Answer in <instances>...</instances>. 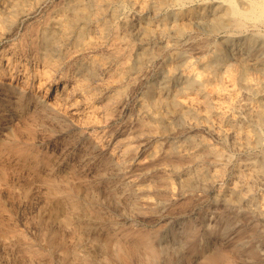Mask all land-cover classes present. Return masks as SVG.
I'll return each instance as SVG.
<instances>
[{
	"label": "rangeland",
	"instance_id": "1",
	"mask_svg": "<svg viewBox=\"0 0 264 264\" xmlns=\"http://www.w3.org/2000/svg\"><path fill=\"white\" fill-rule=\"evenodd\" d=\"M2 1L3 0L0 1V12H3ZM70 1L73 0H26V6H30L32 8L29 10L30 13L28 12V14L23 15L22 18L17 21V23L15 22L17 24V27L14 31H17L18 33L23 31V27L26 24L33 21L37 22L40 18V20L45 19L50 13H54V10L64 7L66 2ZM82 1L84 5H89V0ZM132 1L134 0L121 1L120 14L118 15L119 18L117 17L118 19H115V23H120V21H122L124 18H128L129 22L132 25L135 24V31L138 28H142L148 21H153L151 23L154 25V27H156L155 29L157 31L163 25H166L168 29V36H166L165 38H160L159 35L157 36V34H155L147 39L149 41L148 42L147 40H142L140 36L137 35V33H134L132 37H129L130 39L122 41L121 47H123L124 45L126 50H130V55L127 59L129 63L126 62L125 64H129L132 67L130 66L127 71L124 70L122 64H120L121 62L117 54L107 46V44L111 46V36H108L109 39H107V36L101 37L100 34H94L93 32H91V30L84 31V29H81L83 28V25L81 24V28L79 27L78 31L73 34L72 42L69 44V49L71 50L72 54L69 57H62L61 67L54 66L52 68V74L55 76H60L62 80L64 79L66 81L65 83H67V89H70L69 87L72 84V80L75 79L76 74H79V67L85 66L86 63L90 60L97 68L92 78V84L95 87L96 97L94 103L89 102V104H94L96 107L89 106L85 103L81 104L77 101V96H75L70 100V102H74L70 105L72 107L71 109L67 108L69 112L65 110V105H60L58 107L59 110L53 109L52 106L50 107L49 105L42 104L43 101H48V99L50 98L48 96V92H45L46 90H44L45 87H43L44 89L41 92L43 97H39L40 90H37V88L34 92L32 90L30 91V88H26V95L19 94L17 91L10 93L11 103L8 101L7 105L11 110H8L6 112H9L10 114L8 116H3V113H0V218H5L4 220L0 219V264H124L123 262H125V264H201L204 261L205 255L212 251H221L224 254L228 255L230 259L228 264H264V220H262V218H260L257 213L252 212L251 209L252 207H254L252 204H234L225 198V194L233 186H237V183L239 185L241 184V181H239L240 176L241 178H243L242 180L245 181L246 178L249 177L248 174H250L251 170L248 163L256 164L260 161L259 159H262L264 155V124L263 126L258 125L257 123H255L254 119L251 116L249 117V114L239 113L240 119H242H239L237 121L238 123L236 122V125L237 129L240 131V135H242L240 136L238 142L234 143L233 139L230 136L224 135L220 137L218 133L211 132L204 126L205 121L203 119V111H198L196 114H194L191 122L182 113V108L184 107L182 103L183 100H185L186 98H195L202 101V98L205 97V92L200 85L194 84L192 85V87L186 85V76H184L185 70L191 67H196V69L199 70L201 69L204 77H206L207 79H212V81L210 82H212L213 84V82L216 83V80L214 79L216 71L224 70L226 65H229L231 67V71L233 70L232 73L235 77V80L237 81V84L235 81V87H233L232 91L241 93L246 90V88L245 90L243 89L245 86L240 84L241 82L239 81L240 76L244 74L246 78H248L249 80L251 79V81L253 80L252 82L254 83L251 87L252 90L247 89L249 91L248 96L250 100L255 105H257V107L261 106L259 108L264 109L262 107L264 106V22L259 21V19L256 18L247 19L245 22L246 25L242 28H239V31L236 27L231 26L233 28L231 29L230 22H228V20H226L225 23H221L222 25L220 24L218 26H214L217 11L222 7L228 5L230 1H233L238 7L243 8L245 7V5L247 6L251 0H165L157 12H154V10L151 8V0H135L134 3ZM141 1L143 2L140 3ZM57 2L59 3V5ZM124 4L125 6H123ZM55 7L56 9H54ZM42 10H44V12H42ZM0 20L1 51L3 50V45L7 43L5 41H8L7 38L2 39L3 31L9 30L8 26H11V21L6 20L3 22V14ZM163 21H165V24L162 23ZM171 21L172 23H170ZM173 21H175V23ZM134 22H138L139 26L137 23V27L136 23ZM240 29L242 31H240ZM258 34L262 35L260 36ZM94 35L95 37H93ZM99 35L101 38L99 37ZM248 35H254L253 37L257 38L254 40L251 47L247 41L249 37ZM136 36L138 39L136 38ZM186 37L187 39H185ZM92 39L95 41H93ZM102 39L106 42H104ZM192 41L194 42L192 43ZM198 42H200V44H198ZM209 42L212 45H210ZM153 44H156L157 47H155V45ZM92 45L94 46L93 49ZM141 45H145V48L147 47L146 50L148 49L147 51L150 53V56L147 57L141 52ZM78 46L82 48L80 49L78 48ZM152 47L154 48V50ZM197 47H199L200 49H198ZM193 48L196 50H194ZM202 48L204 49V52L202 51ZM88 51L90 53H88ZM188 51H190L191 53ZM180 53L182 56H180ZM32 55L33 54L23 55L31 58V65L35 64L33 62L35 61V55H33L34 57H32ZM86 55L87 57H85ZM96 55L98 58H96ZM216 55H220V61L217 60ZM202 57H205V59H202ZM217 61L219 64L217 63ZM166 64L169 66H167ZM187 65L188 67H186ZM116 66H119L120 68H116ZM119 69L121 70L119 71ZM118 71L121 73H119ZM259 71H262L261 74ZM136 72H138V74ZM118 73L119 75H117ZM99 74L102 75L99 76ZM135 77L137 78L135 79ZM22 78L25 82L27 81L26 85L30 87L32 84V80L36 78V76L34 77L32 72H29L25 73V75H22ZM66 78H68L69 80ZM107 78H109L112 83ZM115 78L117 80H114ZM140 78H142L143 80ZM104 81L107 83H105ZM149 81L153 84H150ZM195 85H197V88L195 87ZM254 88H257L260 91ZM197 89H202V91ZM237 89L238 91H236ZM261 89L263 92L261 91ZM118 90H120L119 93ZM4 92H6V89H3L2 85V87L0 86V97L6 99V95ZM181 92L185 94L183 95V93ZM129 94L132 95L130 96ZM180 95H182L183 97ZM19 97L22 98V100H20V104L17 103V99ZM100 102L102 103L100 104ZM138 106H140L142 109ZM72 111H76L73 116L70 114ZM95 112H97L96 114L98 117L94 115ZM83 118L86 121L83 120ZM94 118H97V120ZM98 121H102V123ZM83 122L85 125L89 126L90 129L95 131L96 134L93 137H91L89 134H87L86 131L83 130ZM92 122H94L95 124H92ZM116 123L118 124V126L116 125ZM131 129L133 130L130 131ZM261 129L262 131H260ZM176 131H178V133ZM246 131L250 133H247ZM188 134L189 137L187 138ZM248 134H250L251 137L248 136ZM253 135L255 136V139ZM208 137L210 139H207ZM174 138L175 140H172ZM250 138H252V140ZM191 139H195L196 143L198 144L197 148L195 146V150L200 153V158L198 157L196 159L193 156V149L189 146V140ZM145 140L147 142H145ZM125 142L127 143V145ZM143 142L145 144H143ZM257 142H259L260 144ZM208 143L209 145L216 148L220 146L218 149L222 151L223 157L222 159H218L219 162L217 161V159L215 160L213 155H210V153L204 150V146ZM255 144L258 147H256ZM159 146L161 148H159ZM228 147H230L231 149ZM151 149L153 150L151 151ZM182 149L184 150L182 151ZM22 150L25 152L24 154L21 153ZM185 150L187 152H184ZM261 150L263 151V153H261ZM127 153L129 154L127 155ZM157 153L159 154V156L157 155ZM188 153L190 154L188 155ZM248 153L250 154L248 155ZM118 157L120 161L124 157L125 160H122L120 162L118 160ZM252 157L253 160H251ZM185 158L186 160H184ZM153 160H155V162ZM255 160L258 161L256 162ZM197 166L206 170L208 178L210 179L209 182L206 183L196 174H192L194 168H196ZM120 167H123L124 169H120ZM11 168L14 170H12ZM7 170H9V172ZM10 170H12L13 172H10ZM140 171L141 173H139ZM218 172H220L221 174ZM241 173L243 174L241 175ZM67 174H69L70 176ZM89 174L91 178L88 177ZM187 175H191L192 177L191 182L194 186H192L191 188L187 187L185 184ZM219 175L221 177H219ZM49 177L53 179H50ZM213 178L216 180H214ZM236 179L239 180L237 181ZM234 182H236V184ZM254 182H256V180H254ZM255 185H257V187ZM253 186H255V196L257 198L258 196L260 197L261 194H264V183L257 181L256 183H253ZM53 188H60L63 191L70 193L79 201L80 206L77 208L72 207L68 202H65L63 199H61V196H59L60 194L53 193ZM85 188L86 190H84ZM77 189L79 190V192ZM184 190H186L187 192H185ZM2 191L6 193L4 194ZM205 191L206 194L204 193ZM209 193L212 194L209 195ZM107 195L108 197H104ZM111 197L113 198V201ZM120 199H122L121 202ZM224 199L226 200V202H224ZM61 200L63 203L60 202ZM108 200L110 202H108ZM210 200L212 201V203ZM158 201H160V204ZM169 201L174 202L170 203ZM134 202H138V204L136 205ZM148 203L150 204L148 205ZM228 204L230 206H228ZM123 205L124 207H122ZM6 206H8L9 208H7ZM235 206L237 208H235ZM115 207L117 209H115ZM135 207L137 209L140 208L139 210H142L143 212L137 210ZM58 209L61 213L58 212ZM237 213L240 214L238 215ZM188 215H190V217ZM190 224H192L195 229V235L191 236L192 238H189L188 235V225ZM144 234L151 237L153 242L155 243V246L158 245L156 247L161 250L162 258L160 262L154 263L148 262L146 260L144 261V251H141L142 257H140L138 256V254L132 253L130 252L131 250H129V254L125 258L126 261L118 257V252H122L126 249H131V244H133L135 239ZM198 241H200V245ZM106 243H108L107 246ZM166 245L170 246L168 247ZM4 246L6 248H4ZM169 251H171V254ZM172 252L174 255L177 254V257H175ZM184 252L186 254L182 255L184 254ZM30 253L31 255H29ZM193 257H195L196 260ZM32 260H35L34 263Z\"/></svg>",
	"mask_w": 264,
	"mask_h": 264
},
{
	"label": "bare ground",
	"instance_id": "2",
	"mask_svg": "<svg viewBox=\"0 0 264 264\" xmlns=\"http://www.w3.org/2000/svg\"><path fill=\"white\" fill-rule=\"evenodd\" d=\"M1 1V0H0ZM25 1L26 0H3L2 3H3V12H0V19H1V16L3 14V22L6 21V20H10L11 23L10 25L11 26H8L9 30L7 31H3V38L2 39H5L7 38L8 41H5L7 42L6 44L3 45V50L0 51V86L2 87L3 85V89H6V92L5 95H6V99L5 98H2L0 97V113L2 112L3 113V116H8L10 113H6L8 110H11L10 108H8V101L10 102V93L11 92H18L19 94H23V95H26V88H30V91L32 90L33 92L36 90H40V93H39V97H43L41 92L42 90L44 89L43 87H45L44 90H46L45 92H48V96L50 97L48 99V101H43L42 104L44 105H49L50 107L52 106L53 109H58V107L60 105H65V110L68 109H71L72 107L70 106L71 104H73L74 101H71V99H73L75 96H77V101L80 102L81 104H87L89 106H92V107H96L94 104H89V102H93L95 101V97H96V91H95V87L94 85L92 84V78L95 74V70H96V66L89 60L85 66H80V71H79V74H76L75 76V79L72 80V84L70 85V89H67V83H65L66 81L62 80L60 76H55L52 74V68L54 66H59L61 67V59L62 57H69L72 53H71V50L69 49V44L72 42V37H73V34L78 31L79 27L82 26L83 28L81 29H84V31H89L91 30V32H93L94 34H100L101 37H104V36H107V39L108 36H111V40L110 43H111V46H109V44H107L108 47L111 48V50H113L114 53L117 54L119 60H120V64H122L123 66V69L124 70H128L130 68L131 65L129 64H125L126 62L129 63L127 61V59L129 58V55H130V50H126L124 45L123 47H121V43L122 41L124 40H128L130 39L129 37H132L134 35V33L137 35L140 36V38L142 40H147L149 37H151L152 35H155L157 34V36L159 35L160 38H165L166 36H168V29L166 27V25L160 27V29L157 31L154 27V25L151 23L153 21H148L145 23V25L142 27V28H138L136 29L135 31V27L134 25H132L130 22H129V19L128 18H124L122 21H120V23H115V19L118 17V15L120 14V3L122 0H89V5H84L83 4V1L82 0H76V1H70V2H66L65 6L60 8V9H56V7L52 10H54V13H50L45 19L43 20H38L37 22L33 21V22H30L28 24H26L24 27H23V31L21 32H17V31H14L15 28L17 27V21L19 19L22 18L23 15H26L28 14L29 10L32 8V7H27L26 4H25ZM29 1V0H28ZM66 1V0H64ZM135 1V0H134ZM134 1H132L134 3ZM145 1V0H144ZM165 0H151L150 1V6L151 8L154 10V12H157L160 7L162 6V4L164 3ZM192 1V0H191ZM202 1V0H201ZM38 2V1H37ZM126 2V1H124ZM123 2V3H124ZM143 1H141L140 3H142ZM182 2V1H181ZM32 3V1H31ZM53 3V2H52ZM58 3V2H57ZM137 3V2H136ZM189 3V2H188ZM45 4V3H44ZM54 4V3H53ZM173 4V3H172ZM175 4V3H174ZM190 4V3H189ZM47 5V3H46ZM59 5V3H58ZM128 5V4H127ZM141 5V4H140ZM139 5V6H140ZM38 6V4H37ZM63 6V5H62ZM125 6V4L123 5ZM122 6V7H123ZM165 6V5H164ZM180 6V5H178ZM182 6V5H181ZM214 6V5H213ZM220 6V5H218ZM222 6V5H221ZM34 7V6H33ZM46 7V6H45ZM44 7V9H45ZM52 7V5H51ZM50 7V8H51ZM88 7V8H86ZM129 7V6H128ZM169 7V6H168ZM172 7V6H171ZM2 8V7H1ZM124 8V7H123ZM140 8V7H139ZM170 8V7H169ZM37 9V8H36ZM43 9V8H42ZM130 9V8H129ZM145 9V7H144ZM165 9V8H164ZM51 10V9H49ZM125 10V9H124ZM152 11V10H150ZM42 12H44V10H42ZM144 12V11H143ZM172 12V11H171ZM175 12V11H174ZM30 13V12H29ZM131 13V12H130ZM159 13V12H158ZM32 14H33V11H32ZM47 14V13H46ZM155 14V13H153ZM43 15V14H42ZM133 15V14H131ZM167 15V14H166ZM176 15V14H175ZM136 16V15H135ZM139 16V15H138ZM153 16V15H152ZM32 17V16H31ZM128 17V16H126ZM151 17V16H150ZM155 17V16H154ZM35 18V17H34ZM119 18V17H118ZM117 18V19H118ZM130 18V17H129ZM136 18V17H135ZM134 18V19H135ZM251 18H256V19H259V21H263L264 22V0H251L248 5L245 7H238L233 1H230L228 5L222 7L221 9H219L217 11V15H216V21L215 22V25L214 26H218L220 25L221 23H225L226 20H228V22H230V28L233 29L232 27H236L239 31V28H242L243 26H245V22L247 19H251ZM185 19V18H184ZM188 19V17H187ZM197 19V18H196ZM164 20V19H163ZM169 20V19H168ZM171 20V19H170ZM174 20V19H173ZM1 21V20H0ZM136 21V20H135ZM138 21V20H137ZM177 21V20H176ZM258 21V20H257ZM16 22V23H15ZM28 22V21H27ZM139 22V21H138ZM137 22V23H138ZM165 21H163L162 23H164ZM175 23V21H173ZM7 23V22H5ZM9 23V22H8ZM136 23V22H134ZM137 23H136V26H137ZM172 23V21L170 22ZM82 24V25H81ZM165 24V23H164ZM171 25V24H170ZM169 25V26H170ZM175 25V24H173ZM213 25V24H212ZM222 25V24H221ZM229 25V24H227ZM1 26V24H0ZM4 26V25H3ZM138 26H139V23H138ZM137 26V27H138ZM224 26V25H223ZM232 26V27H231ZM255 26V25H254ZM173 27V26H172ZM221 27V26H220ZM188 28V27H187ZM223 28V27H222ZM249 28V27H248ZM246 28V29H248ZM256 28V27H255ZM2 29V28H1ZM6 29V28H5ZM158 29V28H157ZM225 29V28H224ZM223 29V30H224ZM221 30V29H220ZM219 30V31H220ZM229 30V28H228ZM173 31V30H172ZM175 31V30H174ZM188 31V30H187ZM192 31V30H191ZM240 31H242L240 29ZM246 31V30H245ZM262 31V30H261ZM185 32V31H184ZM199 32V31H197ZM227 32V31H226ZM231 32V31H230ZM233 32V31H232ZM183 33V32H182ZM210 33V31H209ZM214 33V31H213ZM225 33V32H224ZM240 33V32H238ZM237 33V34H238ZM242 33V32H241ZM260 33V32H259ZM264 33V32H263ZM80 34V33H79ZM189 34V32H188ZM207 34V33H206ZM232 34V33H231ZM235 34V33H234ZM254 34V33H253ZM257 34V33H256ZM99 35V37H100ZM219 35V34H218ZM217 35V36H218ZM260 35V34H258ZM262 35V34H261ZM260 35V36H261ZM264 35V34H263ZM84 36V35H83ZM156 36V37H157ZM182 36V35H181ZM188 36V35H187ZM204 36V35H203ZM207 36V35H206ZM209 36V35H208ZM249 36V35H248ZM254 36V35H253ZM253 36H249L248 37V44L250 45V47L252 46L253 42L255 39H257L256 37L254 38ZM257 36V35H256ZM85 37V36H84ZM95 37V35L93 36ZM100 37V38H101ZM195 37V36H194ZM197 37V36H196ZM211 37V36H210ZM99 38V39H100ZM137 38V36H136ZM192 38V37H191ZM264 38V37H263ZM1 39V38H0ZM138 39V38H137ZM187 39V37L185 38ZM204 39V38H202ZM210 39V38H209ZM212 39V38H211ZM215 39V38H214ZM213 39V40H214ZM81 40V39H80ZM93 40V39H92ZM101 40V39H100ZM103 40V39H102ZM133 40V39H131ZM141 40V41H142ZM166 40V39H165ZM183 40V39H182ZM198 40V39H197ZM196 40V41H197ZM206 40V39H205ZM216 40V39H215ZM223 40V39H222ZM1 41V40H0ZM88 41V39H87ZM95 41V40H93ZM104 41V40H103ZM102 41V42H103ZM109 41V40H108ZM135 41V40H133ZM148 41V40H147ZM158 41V40H157ZM168 41V40H167ZM166 41V42H167ZM201 41V40H200ZM208 41V39H207ZM217 41V40H216ZM4 42V41H2ZM106 42V41H104ZM128 42V41H127ZM149 42V41H148ZM174 42V41H173ZM187 42V41H186ZM194 41H192L193 43ZM84 43V42H83ZM125 43V42H123ZM133 43V42H132ZM165 43V42H164ZM183 43V42H182ZM190 43V42H189ZM188 43V44H189ZM190 43V44H192ZM214 43V42H213ZM264 43V41H263ZM86 44V43H85ZM131 44V43H130ZM142 44V43H141ZM147 44V43H146ZM163 44V43H162ZM160 44V45H162ZM197 44V43H196ZM198 44H200V42H198ZM210 44V42H209ZM83 45V44H82ZM96 45V44H95ZM148 45V44H147ZM156 46V44H153ZM179 45V44H178ZM193 45V44H192ZM212 45V44H210ZM81 46V45H80ZM171 46V45H170ZM176 46V45H175ZM198 46V45H197ZM86 47V46H85ZM93 45H92V49H93ZM97 47V46H96ZM137 47V46H136ZM154 47V46H153ZM152 47V48H153ZM165 47V46H164ZM180 47V46H179ZM183 47V46H182ZM217 47V45H216ZM220 47V46H218ZM78 48H80L78 46ZM82 48V47H81ZM80 48V49H81ZM147 48V47H146ZM145 48V45H141L140 46V49L141 52L145 55V56H150V53L146 50ZM163 48V47H162ZM167 48V47H166ZM175 48V47H174ZM186 48V47H185ZM190 48V47H189ZM196 48V47H195ZM198 49H200L199 47H197ZM213 48V47H212ZM88 49V48H87ZM95 49V48H94ZM194 49V48H193ZM219 49V48H218ZM75 50V49H74ZM73 50V52H74ZM78 50V49H77ZM106 50V49H105ZM132 50V49H131ZM134 50V49H133ZM154 50V48H153ZM163 50V49H162ZM196 50V49H194ZM204 49L202 48V51ZM206 50V48H205ZM81 51V50H80ZM99 51V50H97ZM102 51V50H101ZM201 51V50H200ZM199 51V52H200ZM221 51V50H220ZM85 52V51H84ZM83 52V53H84ZM104 52V51H103ZM107 52V50H106ZM132 52V51H131ZM173 52V51H172ZM190 52V51H188ZM196 52V51H195ZM204 52V51H203ZM88 53H90L88 51ZM92 53V52H91ZM108 53V52H107ZM106 53V54H107ZM154 53V52H153ZM169 53V52H168ZM171 53V52H170ZM191 53V52H190ZM189 53V54H190ZM264 53V52H263ZM30 55V54H33L35 55V57L32 55V57H34L35 61H33L35 64L31 65V58H29L28 56H23V55ZM167 54V53H166ZM165 54V55H166ZM197 54V53H196ZM195 54V55H196ZM89 55V54H88ZM93 55V54H92ZM102 55V54H101ZM100 55V57H101ZM115 55V54H114ZM133 55V53H132ZM135 55V54H134ZM138 55V54H137ZM159 55V54H158ZM191 55V54H190ZM193 55V54H192ZM210 55V54H209ZM23 56V57H22ZM104 56V55H103ZM109 56V55H108ZM116 56V57H117ZM180 56L181 53H180ZM194 56V55H193ZM217 56V60L220 61V55H216ZM78 57V56H77ZM87 57V55L85 56ZM93 57V56H92ZM99 57V58H100ZM107 57V56H106ZM111 57V56H110ZM132 57V56H130ZM159 57V56H158ZM186 57V56H185ZM200 57V56H199ZM211 57V56H209ZM75 58V57H74ZM73 58V59H74ZM96 58L97 55H96ZM105 58V57H104ZM138 58V56H137ZM191 58V57H190ZM213 58V57H212ZM210 58V59H212ZM84 59V58H83ZM106 59V58H105ZM113 59V58H112ZM111 59V60H112ZM131 59V58H130ZM135 59V58H134ZM150 59V58H149ZM155 59V58H154ZM165 59V58H164ZM189 59V58H188ZM192 59V58H191ZM190 59V60H191ZM197 59V58H196ZM202 59H205V57ZM209 59V58H208ZM216 59V58H215ZM223 59V58H222ZM240 59V58H239ZM151 60V59H150ZM166 60V59H165ZM164 60V61H165ZM168 60V59H167ZM171 60V58H170ZM178 60V59H177ZM65 61V60H64ZM76 61V60H74ZM136 61V60H135ZM186 61V60H185ZM201 61V59H200ZM189 62V60H188ZM194 62V61H192ZM192 62H191V65H192ZM196 62V61H195ZM68 63V62H66ZM108 63V62H107ZM119 63V62H118ZM139 63V62H138ZM145 63V62H144ZM162 63V62H160ZM164 63V62H163ZM166 63V62H165ZM202 63V62H201ZM211 63V62H210ZM218 63V61H217ZM104 64V63H103ZM134 64V63H133ZM171 64V63H170ZM177 64V63H176ZM187 64V62H186ZM190 64V63H189ZM204 64V63H203ZM206 64V63H205ZM219 64V63H218ZM78 65V64H77ZM110 65V64H109ZM114 65V63H113ZM164 65V64H163ZM167 65V64H166ZM190 65V66H191ZM194 65V63H193ZM210 65V64H209ZM214 65V63H213ZM223 65V64H222ZM231 65V64H230ZM111 66V65H110ZM136 66V65H135ZM134 66V67H135ZM143 66V65H142ZM169 66V65H167ZM181 66V65H180ZM200 66V65H198ZM197 66V68H198ZM119 67V66H118ZM116 66V68H118ZM132 67V66H131ZM147 67V65H146ZM172 67V66H170ZM188 67V65L186 66ZM255 67V66H254ZM120 68V67H119ZM165 68V67H164ZM182 68V67H181ZM214 68V67H213ZM215 68H216V65H215ZM218 68V67H217ZM144 69V68H142ZM168 69V68H167ZM203 69V68H202ZM206 69V68H205ZM211 69V67H210ZM219 69V68H218ZM223 69V67H222ZM78 70V69H77ZM102 70V69H100ZM115 70V69H113ZM121 69H119L120 71ZM137 70V69H135ZM159 70V69H158ZM201 70V69H200ZM199 69H196V67H191L187 70H185V75L186 76V85L187 86H191L194 85V84H197V85H200L201 88L203 89V91L205 92V97L202 98L203 100L200 101L198 99H195V98H189V99H185L183 100V105L184 107L182 108V113L183 115L191 122V119L194 117L193 115L196 114L198 111H203L204 114L203 115V119H204V126L210 130L211 132H215V133H218L221 136H230L234 143L235 142H238L240 136V131L237 129V125H236V122L240 119V114L239 113H247L249 114V117L251 116L255 123H257L258 125H261L263 126L264 124V109H261L259 107H257V105H255L249 98L248 96V90H252L251 87L253 86V80L251 81V79L249 80L248 78H246L244 76V74L242 76H240V84L244 85L245 87L243 88L245 91L241 92V93H238V92H234L232 91L233 87H235V77L231 71V67L229 65H226V67L224 68V70H221V71H216V74L214 75V79L216 80V83L213 82H210L212 81V79H207L206 77H204L203 73H202V70L200 71ZM215 70V69H213ZM260 70V69H259ZM118 71V72H119ZM141 71V70H140ZM145 71V70H144ZM206 71V70H204ZM29 72H32V74L34 75V77L36 76V78H34L32 80V84L30 87H28L26 85V82L23 80L22 78V75H25V73H29ZM109 72V71H108ZM112 72V71H111ZM115 72V71H114ZM143 72V71H142ZM163 72V71H162ZM260 74L262 71H259ZM107 73V72H106ZM121 73V72H119ZM119 73L117 75H119ZM124 73V72H123ZM122 73V74H123ZM132 73V72H131ZM138 74V72H136ZM135 73V74H136ZM146 73V72H145ZM144 73V74H145ZM150 73V72H149ZM55 74V73H54ZM57 74V73H56ZM98 74V73H96ZM103 74V72H102ZM102 74H99L102 75ZM141 74V73H140ZM139 74V75H140ZM160 74V73H159ZM184 74V73H183ZM182 74V76H183ZM213 74V73H212ZM234 74H235V71H234ZM108 76V75H106ZM134 76V75H133ZM112 77V76H111ZM117 77V76H116ZM121 77H124V76H121ZM146 77V76H145ZM156 77V75H155ZM210 77V76H209ZM65 78V77H64ZM105 78V77H104ZM118 78V77H117ZM137 77H135L136 79ZM148 78V77H147ZM154 78V76H153ZM252 78V77H251ZM263 78V77H262ZM68 79V78H66ZM109 80V78H107ZM127 79H128V75H127ZM134 79V80H135ZM142 79V78H140ZM177 79V78H176ZM179 79V78H178ZM185 79V78H184ZM256 79V78H255ZM69 80V79H68ZM114 80H117L116 78ZM143 80V79H142ZM183 80V79H182ZM96 81H97V77H96ZM110 81V80H109ZM257 81V80H256ZM101 82V81H100ZM105 82V81H104ZM111 82V81H110ZM115 82V81H114ZM130 82V81H128ZM137 82V81H136ZM183 82V81H182ZM255 82V81H254ZM261 82V81H260ZM97 83V82H95ZM103 83V82H102ZM107 83V82H105ZM109 83V82H108ZM112 83V82H111ZM150 83V81H149ZM101 84V83H100ZM116 84V83H115ZM120 84V83H119ZM126 84V83H125ZM129 84V83H127ZM150 84H153V83H150ZM181 84V83H180ZM211 84V85H209ZM236 84H237V81H236ZM257 84V83H255ZM260 84V83H259ZM263 84V83H262ZM103 85V84H102ZM106 85V84H105ZM172 85V84H171ZM195 85V87L197 86ZM97 86V85H96ZM100 86V85H99ZM138 86V85H136ZM170 86V85H169ZM231 86V87H230ZM238 86V85H236ZM260 86V85H258ZM107 87V86H105ZM109 87V86H108ZM153 87V86H152ZM156 87V86H155ZM194 87V86H193ZM110 88V87H109ZM197 88V87H196ZM195 88V89H196ZM97 89V88H96ZM105 89V88H104ZM150 89V88H148ZM202 89H197V90H201ZM242 89V90H243ZM256 90H259L257 88H254ZM175 90V89H174ZM186 90V89H185ZM188 90V89H187ZM108 91V90H107ZM120 90H118V93H119ZM132 91V90H131ZM137 91V90H136ZM238 91V89L236 90ZM240 91V90H239ZM260 91V90H259ZM258 91V92H259ZM262 91V89H261ZM39 92V91H38ZM37 92V93H38ZM101 92V91H100ZM184 92V90H183ZM181 92V93H183ZM195 92V90H194ZM198 92V91H197ZM196 92V93H197ZM254 92V91H253ZM253 92H250V93H253ZM263 92V91H262ZM261 92V93H262ZM110 93V92H109ZM116 93V92H115ZM186 93V91H185ZM183 93V95L185 94ZM203 93V92H202ZM201 93V94H202ZM122 94V93H121ZM194 94V93H193ZM204 94V93H203ZM258 94V93H257ZM260 94V93H259ZM130 95V94H129ZM132 95V94H131ZM130 95V96H131ZM192 95V93H191ZM250 95V94H249ZM253 95V94H252ZM264 95V94H263ZM123 96V95H122ZM136 96V95H135ZM182 96V95H180ZM179 96V97H180ZM196 96V95H195ZM198 96V95H197ZM200 96V95H199ZM106 97V96H105ZM183 97V96H182ZM251 97V96H250ZM257 97V95H256ZM117 98V97H116ZM150 98V97H149ZM154 99V98H153ZM201 99V98H200ZM257 99V98H256ZM264 99V98H263ZM20 100H22L21 97H19L17 99V103L20 104ZM101 100V99H100ZM105 100V99H104ZM114 100V99H113ZM140 100V99H139ZM143 100V99H142ZM97 101V100H96ZM107 101V100H106ZM109 101V100H108ZM133 101V100H131ZM149 101V100H148ZM256 101V100H255ZM264 101V100H263ZM116 102V101H115ZM122 102V101H121ZM11 103V102H10ZM77 103V102H76ZM102 102H100L101 104ZM117 103V102H116ZM136 103V102H135ZM263 103V102H262ZM80 104V105H81ZM127 104V103H126ZM131 104V103H129ZM139 104V102H138ZM258 104V103H257ZM264 104V103H263ZM119 105V104H118ZM262 105V104H261ZM108 106V105H106ZM112 106V105H111ZM63 107V108H64ZM98 107V105H97ZM103 107V106H102ZM140 107V106H138ZM264 108V106H262ZM30 108V107H29ZM61 108V107H60ZM62 108V110H63ZM109 108V107H107ZM141 108V107H140ZM150 108V107H149ZM78 109V108H77ZM76 109V110H77ZM94 109V108H92ZM135 109V108H134ZM133 109V110H134ZM142 109V108H141ZM61 110V109H60ZM74 110V109H73ZM150 110V109H149ZM65 111V112H66ZM116 111V110H115ZM64 112V111H63ZM69 112V111H68ZM91 112V111H90ZM89 112V113H90ZM100 112V111H99ZM120 112V111H119ZM145 112V111H144ZM177 112V111H176ZM237 112V113H236ZM76 113V111H72L70 114L73 116V114ZM94 113V112H92ZM97 112H95L94 115L97 116L96 114ZM136 113V111H135ZM61 114V112H60ZM69 114V113H68ZM78 114V113H77ZM82 114V113H81ZM80 114V115H81ZM101 114V113H100ZM119 114V113H118ZM127 114V113H126ZM142 114V113H141ZM178 114V113H177ZM199 114V113H198ZM147 115V113H146ZM92 116V114H91ZM94 116V117H96ZM100 116V115H99ZM118 116V115H117ZM169 116V115H168ZM76 117V116H75ZM86 117V116H85ZM98 117V116H97ZM104 117V116H103ZM139 117V116H138ZM146 117V116H145ZM172 117V116H171ZM248 117V116H247ZM93 118V117H92ZM176 118V117H175ZM250 118V119H252ZM77 119V118H76ZM97 120V118H94ZM100 119V118H99ZM242 119V118H241ZM240 119V120H241ZM83 120H85L83 118ZM81 120V121H83ZM88 120V119H87ZM197 120V119H196ZM21 121V120H20ZM75 121V120H74ZM86 121V120H85ZM90 121V120H89ZM92 121V120H91ZM121 121V120H120ZM136 121V120H135ZM66 122V121H65ZM80 122V121H79ZM97 122V121H96ZM100 122V121H98ZM113 122V121H112ZM128 122V121H127ZM158 122V121H157ZM200 122V121H199ZM73 123V122H72ZM87 123V122H86ZM94 122H92L93 124ZM102 123V121L100 122ZM99 123V124H100ZM120 123V122H118ZM143 123V122H141ZM186 123V122H185ZM193 123V122H192ZM201 123V122H200ZM238 123V122H237ZM242 123V122H241ZM71 124V122H70ZM75 124V122H74ZM77 124V123H76ZM80 124V123H79ZM82 124V123H81ZM95 124V123H94ZM104 124V122H103ZM123 124V123H122ZM126 124V123H125ZM189 124V123H188ZM203 124V123H202ZM240 124V123H239ZM244 124V123H243ZM242 124V125H243ZM248 124V123H247ZM253 124V123H252ZM101 125V124H100ZM113 125V124H112ZM116 125L118 126V124L116 123ZM131 125V124H130ZM133 125V124H132ZM180 125V124H179ZM196 125V124H195ZM251 125V124H250ZM108 126V125H107ZM122 126V125H121ZM181 126V125H180ZM186 126V125H185ZM252 126V125H251ZM64 127V126H63ZM79 127V126H78ZM81 127V126H80ZM83 127H84V131L87 132V134H89L91 137H93L96 133L94 130L90 129L89 126L85 125L84 122H83ZM82 127V128H83ZM99 127V126H98ZM111 127V126H110ZM130 127V126H129ZM195 127V126H194ZM242 127V126H241ZM47 128V127H46ZM55 128V127H54ZM68 128V127H67ZM104 128V127H103ZM102 128V129H103ZM181 128V127H180ZM185 128V127H184ZM188 128V127H187ZM198 128V126H197ZM203 128V127H202ZM244 128V127H243ZM57 129V128H56ZM60 129V128H59ZM64 129V128H63ZM62 129V130H63ZM107 129V128H106ZM112 129V128H111ZM114 129V128H113ZM140 129V128H139ZM260 129V128H259ZM105 130V129H104ZM103 130V131H104ZM115 130V129H114ZM121 130V129H120ZM133 129H131L130 131H132ZM183 130V129H182ZM186 130V129H185ZM193 130V129H191ZM247 130V129H246ZM258 130V129H257ZM256 130V131H257ZM110 131V130H109ZM135 131V130H134ZM179 131V130H178ZM178 131H176L178 133ZM249 131V130H248ZM262 131V129L260 130ZM259 131V132H260ZM62 132V131H61ZM118 132V131H117ZM137 132V131H136ZM171 132V131H170ZM186 132V131H185ZM242 132V131H241ZM247 132V131H246ZM45 133V132H44ZM79 133V132H78ZM99 133V132H98ZM102 133V132H101ZM180 133V132H179ZM201 133V132H200ZM210 133V132H209ZM247 133H250V132H247ZM120 134V133H119ZM123 134V133H122ZM185 134V133H183ZM182 134V136H183ZM190 134V133H189ZM189 134L187 136V138L189 137ZM197 134V133H196ZM76 135V134H75ZM108 135V134H107ZM110 135V134H109ZM181 135V134H180ZM195 135V134H194ZM214 135V134H213ZM54 136V135H53ZM56 136V135H55ZM113 136V135H112ZM118 136V135H117ZM116 136V137H117ZM137 136V135H136ZM145 136V135H144ZM153 136V135H152ZM156 136V135H155ZM159 136V135H158ZM168 136V135H167ZM197 136V135H196ZM201 136V135H200ZM208 136V135H206ZM205 136V137H206ZM210 136V135H209ZM248 136H250V134H248ZM254 136V135H253ZM261 136V135H260ZM110 137V136H109ZM126 137V135H125ZM124 137V139H125ZM142 137V136H141ZM199 137V136H198ZM202 137V136H201ZM230 137H229V140H230ZM251 137V136H250ZM263 137V136H262ZM1 138V137H0ZM129 138V137H127ZM132 138V137H131ZM140 138V137H139ZM180 138V137H179ZM48 139V138H47ZM79 139V138H78ZM108 139V138H106ZM133 139V138H132ZM137 139V138H136ZM154 139V138H153ZM152 139V140H153ZM203 139V138H202ZM207 139H210L209 137ZM214 139V138H213ZM252 140V138H250ZM254 139H255V136H254ZM71 140V139H70ZM74 140V139H73ZM98 140V139H97ZM140 140V139H139ZM150 140V139H148ZM166 140V139H165ZM172 140H175L172 139ZM107 141V140H106ZM203 141V140H202ZM201 141V142H202ZM205 141V140H204ZM209 141V140H207ZM206 141V142H207ZM241 141V139H240ZM60 142V141H59ZM77 142V141H76ZM99 142V141H97ZM145 142H147L145 140ZM189 146L190 148L192 147L193 149V156L194 158H198L199 157V154L198 151H196L195 149L197 148V143H196V140L195 139H191L189 140ZM198 142V141H197ZM219 142V141H217ZM225 142V141H224ZM231 142V141H230ZM229 142V143H230ZM262 142V141H261ZM264 142V141H263ZM71 143V142H69ZM68 143V144H69ZM111 143V142H110ZM126 143V142H125ZM132 143V142H131ZM135 143V142H133ZM150 143V142H149ZM164 143V142H163ZM167 143V142H166ZM182 143V142H181ZM221 143V142H220ZM223 143V142H222ZM232 143V142H231ZM254 143V142H253ZM259 143V142H257ZM120 144V143H118ZM137 144V143H135ZM141 144V143H140ZM143 144H145L143 142ZM203 144V143H202ZM248 144V143H247ZM260 144V143H259ZM66 145V144H65ZM127 145V143H126ZM142 145V144H141ZM181 145V144H180ZM223 145V144H222ZM226 145V144H225ZM234 145V144H233ZM241 145V144H240ZM239 145V146H240ZM245 145V144H244ZM256 145V144H255ZM58 146V145H57ZM101 146V145H100ZM105 146V145H104ZM135 146V145H134ZM138 146H139V143H138ZM158 146V145H156ZM164 146V145H163ZM166 146V145H165ZM188 146V145H187ZM186 146V147H187ZM188 146V147H189ZM196 146V148H195ZM224 146V145H223ZM222 146V147H223ZM260 146V145H259ZM51 147V146H50ZM184 147V146H183ZM182 147V148H183ZM220 147V146H219ZM218 147V148H219ZM256 147H258L256 145ZM255 147V148H256ZM57 148V147H56ZM86 148V147H85ZM120 148V147H119ZM127 148V147H126ZM125 148V149H126ZM134 148V147H133ZM138 148V147H137ZM159 148H161L159 146ZM180 148V147H178ZM216 147H213L211 145L206 144L204 146V150H206L208 153H210V155H213L215 160L217 159V161L219 162L218 159H222L223 157V153L220 149H218ZM230 148V147H228ZM235 148V147H234ZM248 148V147H247ZM262 148V147H261ZM264 148V146H263ZM60 149V148H59ZM101 149V148H100ZM123 149V150H125ZM129 149V148H128ZM170 149V148H169ZM173 149V148H172ZM226 149V148H225ZM231 149V148H230ZM238 149V148H236ZM244 149V148H243ZM250 149V148H249ZM254 149V148H253ZM257 149V148H256ZM58 150V149H57ZM65 150V149H64ZM122 150V151H123ZM130 150V149H129ZM153 149H151L152 151ZM178 150V149H177ZM184 149H182L183 151ZM187 150V149H186ZM184 151V152H187V151ZM202 150V149H201ZM228 150V149H227ZM235 150V149H234ZM263 150V149H262ZM261 150V151H262ZM120 151V150H119ZM135 151V150H134ZM155 151V149H154ZM161 151V149H160ZM168 151V150H167ZM171 151V150H170ZM230 151V150H229ZM243 151V150H242ZM245 151V150H244ZM247 151V150H246ZM260 151V149H259ZM124 152V151H123ZM136 152V151H135ZM159 152V151H158ZM188 152H189V149H188ZM191 152V151H190ZM235 152V151H234ZM237 152V151H236ZM239 152V150H238ZM249 152V151H248ZM22 154H24L25 152L22 150L21 151ZM125 153V152H124ZM163 153V151H162ZM183 153V152H181ZM243 153V152H242ZM251 153V151H250ZM248 153V155L250 154ZM253 153V152H252ZM263 153V151L261 152ZM260 153V154H261ZM95 154V153H94ZM129 153H127L128 155ZM165 154V153H164ZM162 154V155H164ZM187 154V153H186ZM185 154V155H186ZM190 153H188L189 155ZM255 154V153H254ZM122 155V154H121ZM126 155V154H125ZM157 155L159 156V154L157 153ZM238 155V154H237ZM65 156V155H64ZM95 156V155H94ZM132 156V155H131ZM140 156V155H139ZM174 156V155H173ZM179 156V155H177ZM239 156V155H238ZM244 156V155H243ZM256 156V155H255ZM70 157V156H69ZM161 157V156H160ZM181 157V156H180ZM191 157V155H190ZM189 157V159H190ZM235 157V155H234ZM257 157V156H256ZM254 157V158H256ZM261 157V156H260ZM54 158V157H53ZM66 158V157H65ZM125 158V157H124ZM122 158V160L124 161L125 159ZM134 158V157H133ZM137 158V157H136ZM141 158V157H140ZM155 158V157H154ZM153 158V159H154ZM162 158V157H161ZM170 158V157H169ZM177 158V157H176ZM200 158V157H199ZM157 159V158H156ZM232 159V158H231ZM245 159V158H244ZM251 159V158H250ZM118 160H119V157H118ZM121 160V161H122ZM179 160V159H178ZM186 160V158L184 159ZM199 160V159H198ZM211 160V159H210ZM228 160V159H227ZM230 160V159H229ZM253 160V157L252 159ZM260 161L256 164L254 163H248V165L250 166V174H248V178H246V181L245 180H242L243 178H241L240 176V180L239 179H236L237 181H241V184L239 185L237 183V186H233L226 194H225V198L230 201L231 203H234V204H239V205H242L244 203H247L249 205H253L254 207H252V212L254 213H257L260 218H262V220H264V194H261V196L259 197L258 195V198L255 196V186L257 187V185L253 186V183H256L257 181L259 182H262L264 183V155L262 157V159H259ZM120 161V160H119ZM120 161V162H121ZM155 162V160H153ZM197 161V160H196ZM223 161V160H222ZM239 161V159H238ZM249 161V160H248ZM256 161V160H255ZM258 161V160H257ZM256 161V162H257ZM58 162V161H57ZM157 162V160H156ZM215 162V161H214ZM233 162V161H231ZM247 162V161H245ZM146 163V162H145ZM148 163V162H147ZM150 163V162H149ZM153 163V162H152ZM151 163V164H152ZM187 163V162H185ZM204 163V162H203ZM216 163V162H215ZM221 163V162H220ZM225 163V162H224ZM239 163V162H238ZM237 163V164H238ZM241 163V162H240ZM178 164V163H177ZM192 164V163H191ZM214 164V163H213ZM244 164V163H243ZM157 165V164H156ZM155 165V167H156ZM176 165V164H175ZM221 165V164H220ZM228 165V164H227ZM232 165V164H231ZM230 165V166H231ZM241 165V164H240ZM247 165V164H246ZM135 166V165H134ZM160 166V165H159ZM173 166V165H172ZM212 166V165H211ZM214 166V165H213ZM216 166V165H215ZM234 166V164H233ZM7 167V166H5ZM75 167V166H74ZM146 167V166H145ZM208 167V166H207ZM219 167V166H218ZM237 167V166H236ZM8 168V167H7ZM6 168V169H7ZM69 168V167H68ZM123 168V167H122ZM120 167V169H122ZM143 168V167H142ZM151 168V167H150ZM214 168V167H213ZM234 168V167H232ZM10 169V168H8ZM12 169V168H11ZM62 169V168H61ZM66 169V168H65ZM124 169V168H123ZM134 169V168H133ZM136 169V168H135ZM155 169V168H154ZM207 169V168H206ZM218 169V168H217ZM227 169V168H226ZM242 169V168H241ZM14 170V169H12ZM10 170V172L12 171ZM94 170V169H93ZM138 170V169H137ZM175 170V169H174ZM185 170V169H184ZM183 170V171H184ZM213 170V169H212ZM221 170V169H220ZM219 170V171H220ZM236 170V169H235ZM243 170V169H242ZM241 170V171H242ZM9 172V170H7ZM103 171V170H101ZM135 171V170H134ZM217 171V170H215ZM238 171V170H237ZM240 171V172H241ZM13 172V171H12ZM17 172V171H16ZM25 172V171H24ZM84 172V171H83ZM147 172V171H146ZM243 172V171H242ZM72 173V172H71ZM91 173V172H90ZM141 173V171L139 172ZM181 173V172H180ZM214 173V171H213ZM220 173V172H218ZM231 173V172H230ZM6 174V173H5ZM189 174V173H188ZM192 174H196L199 178H201L202 180H204V182H209L210 179L208 178V175L206 173V170L201 168V167H196L194 168L193 170V173ZM212 174V173H211ZM221 174V173H220ZM227 174V173H226ZM233 174V173H232ZM238 174V173H237ZM243 173H241L242 175ZM11 175V174H10ZM19 175V174H18ZM59 175V174H58ZM69 175V174H67ZM72 175V174H71ZM88 175V174H87ZM134 175V174H133ZM132 175V176H133ZM143 175V174H142ZM7 176V175H5ZM9 176V175H8ZM26 176V175H24ZM52 176V175H51ZM70 176V175H69ZM166 176V175H165ZM212 176V175H211ZM217 176V175H216ZM237 176V175H236ZM67 177V176H66ZM90 177V174L89 176ZM163 177V176H162ZM213 177V176H212ZM218 177V176H217ZM216 177V178H217ZM219 177H221L219 175ZM227 177V176H226ZM50 178V177H49ZM74 178V177H73ZM87 178V177H86ZM91 178V177H90ZM215 178V177H214ZM213 178V179H214ZM237 178V177H236ZM50 179H53V178H50ZM132 179V178H131ZM130 179V180H131ZM147 179V178H146ZM192 177L191 175H187V178H186V186L187 187H192L194 186L192 184ZM219 179V178H218ZM61 180V179H60ZM68 180V179H67ZM91 180V179H90ZM216 180V179H214ZM220 180V179H219ZM218 180V181H219ZM254 180H256V182H254ZM31 181V180H30ZM57 181V180H56ZM55 181V182H56ZM62 181V180H61ZM75 181V180H74ZM129 181V180H128ZM232 181V180H231ZM235 181V180H234ZM236 181V182H237ZM33 182V181H32ZM35 182V181H34ZM51 182V181H50ZM53 182V181H52ZM73 182V181H72ZM236 182H234L236 184ZM70 183V181H69ZM128 183V182H127ZM233 183V184H234ZM240 183V182H239ZM72 184V183H71ZM134 184V183H133ZM231 184V183H230ZM35 185V184H34ZM55 185V184H54ZM76 185V184H75ZM5 186V185H4ZM71 186V185H70ZM138 186V185H137ZM152 186V185H151ZM150 186V187H151ZM81 187V186H80ZM86 187V186H85ZM101 187V186H99ZM134 187V186H133ZM145 187V186H143ZM171 187V186H170ZM231 187V186H230ZM2 188V187H1ZM77 188V187H76ZM79 188V187H78ZM96 188V187H95ZM119 188V187H118ZM137 188V187H136ZM147 188V187H146ZM149 188V187H148ZM208 188V187H207ZM211 188V187H210ZM215 188H216V185H215ZM90 189V188H89ZM123 189V188H122ZM129 189V188H128ZM131 189V188H130ZM142 189V187H141ZM145 189V188H143ZM221 189V188H219ZM4 190V189H3ZM78 190V189H77ZM76 190V191H77ZM86 190V188L84 189ZM100 190V189H99ZM152 190V189H151ZM172 190V189H171ZM173 190H174V187H173ZM197 190V189H196ZM205 190V189H204ZM6 191V190H5ZM103 191V190H102ZM101 191V192H102ZM185 192H187L186 190H184ZM223 191V190H222ZM260 191H263V190H260ZM3 192V191H2ZM7 192V191H6ZM6 192H3L4 194ZM40 192V191H39ZM52 192L53 193H56V194H60L59 196H61V199H63L65 202H68L69 205H71L72 207L74 208H77L80 206V203L79 201L73 196L71 195L70 193L68 192H65L63 191L62 189L60 188H53L52 189ZM79 192V190H78ZM84 192V191H83ZM93 192V191H92ZM100 192V193H101ZM139 192V191H138ZM183 192V191H182ZM189 192V191H188ZM195 192V190H194ZM82 193V192H81ZM85 193V192H84ZM87 193V192H86ZM99 193V192H98ZM144 193V192H143ZM192 193V192H190ZM201 193V192H199ZM206 194V191L204 192ZM208 193V192H207ZM261 193V192H260ZM77 194V193H75ZM151 194V193H150ZM196 194H197V191H196ZM212 194V193H211ZM209 193V195H211ZM99 195V194H98ZM102 195V194H101ZM135 195V194H134ZM147 195V194H146ZM157 195V194H156ZM191 195V194H190ZM5 196V195H3ZM85 196V195H84ZM90 196V195H89ZM95 196V195H94ZM148 196V195H147ZM165 196V195H164ZM168 196V195H167ZM180 196V195H179ZM193 196V195H192ZM80 197V196H79ZM87 197V195H86ZM104 197H108L107 196H104ZM110 197V196H109ZM134 197V196H133ZM143 197V196H142ZM214 197V196H213ZM54 198V197H53ZM89 198V197H88ZM96 198V197H95ZM112 198V197H111ZM119 198V197H118ZM122 198V197H121ZM138 198V197H136ZM150 198V196H149ZM184 198V196H183ZM186 198V197H185ZM90 199V198H89ZM92 199V198H91ZM94 199V198H93ZM211 199V198H210ZM223 199V198H222ZM53 200V199H52ZM96 200V199H95ZM119 200V199H118ZM137 200V199H136ZM149 200V199H147ZM206 200V199H205ZM208 200V199H207ZM225 200V199H224ZM112 201H113V198H112ZM122 201V199H120V202ZM126 201V200H125ZM141 201V200H140ZM152 201V200H151ZM175 201V200H174ZM173 201V202H174ZM197 201V199H196ZM211 201V200H210ZM38 202V201H37ZM62 202V200L60 201ZM108 202H110L108 200ZM118 202V201H116ZM143 202V201H142ZM155 202V201H154ZM159 204H160V201H158ZM165 202V201H164ZM170 202V201H169ZM173 202H170V203H173ZM214 202V201H213ZM216 202V201H215ZM226 202V200L224 201ZM63 203V202H62ZM135 203V202H134ZM147 203V202H145ZM200 203V202H199ZM212 203V201H211ZM230 203V204H231ZM48 204V203H46ZM116 204V203H115ZM131 204V203H130ZM136 205L138 204L135 203ZM142 204V203H141ZM150 203H148L149 205ZM157 204V203H156ZM166 204V203H165ZM1 205V203H0ZM7 205V204H6ZM50 205V203H49ZM119 205V203H118ZM117 205V206H118ZM133 205V204H132ZM145 205V204H144ZM171 205V204H170ZM199 205V204H198ZM220 205V204H219ZM233 205V204H232ZM28 206V205H27ZM37 206V205H36ZM65 206V205H64ZM115 206V205H114ZM140 206V205H139ZM147 206V205H146ZM152 206V205H150ZM157 206V205H156ZM215 206V205H214ZM221 206V205H220ZM228 206H230L228 204ZM234 206V205H233ZM7 208H9L8 206H6ZM48 207V206H47ZM61 207V206H60ZM58 207V208H60ZM124 207V205L122 206ZM128 207V206H127ZM144 207V206H143ZM166 207V206H165ZM176 207V206H175ZM173 207V208H175ZM180 207V206H179ZM223 207V205H222ZM225 207V206H224ZM66 208V207H64ZM68 208V207H67ZM119 208V207H118ZM136 208V207H135ZM156 208V207H155ZM159 208V207H158ZM201 208V207H200ZM235 208H237L235 206ZM240 208V207H239ZM238 208V209H239ZM242 208V207H241ZM46 209V208H44ZM50 209V208H49ZM52 209V208H51ZM111 209V208H110ZM115 209H117L115 207ZM120 209V208H119ZM123 209V208H122ZM127 209V208H126ZM137 209V208H136ZM140 209V208H139ZM137 209V210H139ZM143 209V208H142ZM67 210V209H66ZM121 210V209H120ZM132 210V209H131ZM147 210V209H145ZM151 210V209H150ZM175 210V209H174ZM45 211V210H44ZM127 211V210H126ZM139 211H142V210H139ZM137 211V212H139ZM229 211V210H228ZM239 211V210H238ZM8 212V211H7ZM52 212V211H50ZM58 212L59 209H58ZM123 212V211H122ZM143 212V211H142ZM147 212V211H146ZM145 212V213H146ZM149 212V211H148ZM155 212V211H154ZM167 212V211H166ZM182 212V211H181ZM189 212V211H188ZM191 212V211H190ZM47 213V212H46ZM61 213V212H60ZM59 213V214H60ZM66 213V212H65ZM79 213V212H78ZM102 213V212H101ZM236 213V212H235ZM42 214V213H41ZM50 214V213H49ZM56 214V212H55ZM64 214V213H63ZM62 214V215H63ZM70 214V213H69ZM125 214V213H124ZM141 214V213H140ZM197 214V213H196ZM238 214V213H237ZM240 214V213H239ZM238 214V215H239ZM44 215V213H43ZM47 215V214H46ZM65 215V214H64ZM63 215V216H64ZM119 215V214H118ZM132 215V214H131ZM135 215V214H134ZM170 215V214H169ZM180 215V214H178ZM192 215V214H191ZM242 215V214H241ZM240 215V216H241ZM8 216V215H7ZM49 216V215H48ZM62 216V217H63ZM72 216V215H71ZM125 216V215H124ZM190 217V215H188ZM200 216V215H199ZM112 217V216H111ZM12 218V217H11ZM48 218V217H47ZM58 218V217H56ZM66 218V217H65ZM95 218V217H94ZM134 218V217H133ZM161 218V217H160ZM159 218V219H160ZM168 218V217H167ZM188 218V217H187ZM1 219V218H0ZM3 219V218H2ZM1 219V220H2ZM5 219V218H4ZM3 219V220H4ZM62 219V218H61ZM97 219V218H96ZM204 219V218H203ZM233 219V218H232ZM123 220V219H122ZM187 220V219H186ZM185 220V221H186ZM205 220V219H204ZM137 221V220H136ZM4 222V221H3ZM9 222V221H8ZM21 222V221H20ZM156 222V221H155ZM1 223V222H0ZM96 223V222H95ZM201 224V223H200ZM222 224V223H221ZM6 225V224H5ZM69 225V223H68ZM150 225V224H149ZM7 226V225H6ZM203 226V225H202ZM10 227V226H9ZM68 227V226H67ZM73 227V226H72ZM71 231V230H70ZM69 231V232H70ZM178 231V230H177ZM176 231V232H177ZM77 232V231H76ZM205 232V231H204ZM260 232V231H259ZM14 233V232H13ZM74 233V232H72ZM90 233V232H89ZM166 233V232H165ZM179 233V232H178ZM104 234V233H103ZM177 234V233H176ZM205 234V233H204ZM73 235V234H72ZM81 235V234H80ZM99 235V234H98ZM188 235H189V238L193 235H195V229L193 227L192 224L188 225ZM17 236V235H16ZM78 237V236H77ZM157 237V236H156ZM159 237V236H158ZM172 237V236H171ZM223 237V236H222ZM18 238V237H17ZM16 238V239H17ZM117 238V237H116ZM154 238V237H153ZM192 238V237H191ZM246 238V236H245ZM244 238V239H245ZM115 239V238H114ZM202 239V238H201ZM243 239V240H244ZM71 240V239H70ZM187 240V239H186ZM191 240V239H190ZM199 240V239H198ZM207 240V239H206ZM212 240V239H211ZM171 241V240H170ZM177 241V240H176ZM175 241V242H176ZM185 241V239H184ZM201 241V240H200ZM200 241L199 242V245H200ZM240 241V240H239ZM3 242V241H2ZM71 242V241H70ZM69 242V243H70ZM81 242V241H80ZM128 242V241H127ZM167 242V241H166ZM182 242V241H181ZM188 242V241H186ZM218 242V241H217ZM216 242V243H217ZM85 243V242H84ZM87 243V242H86ZM89 243V242H88ZM94 243V242H93ZM158 243V242H157ZM171 243V242H170ZM170 243H167V244H170ZM185 243V242H184ZM205 243V242H204ZM238 243V242H237ZM5 244V243H4ZM90 244V243H89ZM108 243H106V246H107ZM159 244V243H158ZM165 244V242H164ZM192 244V243H191ZM18 245V244H17ZM16 245V246H17ZM71 245V244H70ZM82 245V244H81ZM180 245V244H179ZM182 245V244H181ZM190 245V244H189ZM243 245V244H242ZM15 246V247H16ZM158 246V245H156ZM155 246V243L153 242L152 238L147 236V235H142L140 236L139 238L135 239V241L133 242V244H131V249H126V250H123L122 252H118L117 255L118 257L122 258L125 260L126 256L129 254V250H131L130 252L132 253H136L138 254V256L142 257V253L141 251H144V254H143V257L145 258L144 261H148V262H154V263H157V262H160L161 258H162V254H161V250L159 248H157ZM168 246V245H166ZM165 246V247H166ZM170 246V245H169ZM168 246V247H169ZM105 247V246H104ZM164 247V248H165ZM181 247V246H180ZM195 247V246H193ZM4 248H6L4 246ZM106 248V247H105ZM1 249V248H0ZM82 249V248H81ZM85 249V248H84ZM167 249V247H166ZM165 249V250H166ZM177 249V248H176ZM179 249V248H178ZM186 249V247H185ZM191 249V248H190ZM86 250V249H85ZM98 250V248H97ZM164 250V251H165ZM168 250V249H167ZM195 250V249H194ZM193 250V251H194ZM209 250V249H208ZM263 250V249H262ZM261 250V251H262ZM198 251V250H197ZM210 251V250H209ZM8 252V251H7ZM170 254H171V251H169ZM199 252V251H198ZM131 253V254H132ZM179 253V252H178ZM11 254V252H10ZM173 254V252H172ZM186 253L184 252V254L182 255H185ZM19 255V254H18ZM31 255V253L29 254ZM174 255V254H173ZM177 255V254H176ZM176 255H174L175 257H177ZM191 255V254H190ZM34 256V255H33ZM72 256V255H71ZM164 256V255H163ZM167 256V255H166ZM172 256V255H171ZM189 256V255H188ZM27 257V256H26ZM187 257V256H186ZM35 258V257H34ZM71 258V257H70ZM164 258V257H163ZM168 258V257H167ZM173 258V257H172ZM180 258V256H179ZM178 258V259H179ZM195 259V257H193ZM40 259V257H39ZM98 259V258H97ZM175 259V258H174ZM177 259V261H178ZM189 259V258H188ZM166 260V259H165ZM193 260V259H192ZM196 260V259H195ZM194 260V261H195ZM33 261V260H32ZM35 261V260H34ZM33 261V263H34ZM42 261V260H41ZM77 261V260H76ZM126 261V260H125ZM141 261V260H140ZM169 261V260H168ZM191 261V260H190ZM230 261L228 255L224 254L223 252L221 251H212V252H209L208 254L205 255V258H204V261L203 263L201 264H221V263H225V264H228ZM130 262V261H129ZM128 262V263H129ZM136 262V261H135ZM166 262V261H164ZM174 262V261H173ZM264 262V260H263ZM42 263V262H41ZM125 264V262H123ZM142 263V262H140ZM192 263V262H191ZM255 263V262H254ZM3 264V263H2ZM183 264V263H182ZM190 264V263H189ZM200 264V263H198Z\"/></svg>",
	"mask_w": 264,
	"mask_h": 264
}]
</instances>
